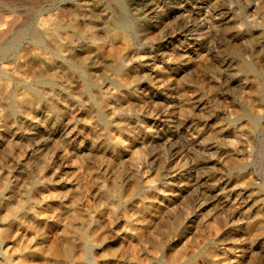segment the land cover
Listing matches in <instances>:
<instances>
[{
	"label": "rangeland",
	"instance_id": "374dc122",
	"mask_svg": "<svg viewBox=\"0 0 264 264\" xmlns=\"http://www.w3.org/2000/svg\"><path fill=\"white\" fill-rule=\"evenodd\" d=\"M19 28L0 264H264V0H0Z\"/></svg>",
	"mask_w": 264,
	"mask_h": 264
},
{
	"label": "bare ground",
	"instance_id": "6f19581e",
	"mask_svg": "<svg viewBox=\"0 0 264 264\" xmlns=\"http://www.w3.org/2000/svg\"><path fill=\"white\" fill-rule=\"evenodd\" d=\"M11 24H9V25H11ZM44 24H46V23H44ZM58 27H59V25L57 23H55V24L49 23L48 26L46 27V31L52 37H55V38L56 37H60L61 34L59 32ZM23 34H24V30L22 28H19V29L0 30V38L1 39H3V37H7L8 38V40H6L5 42H0V62L3 60V57L6 56V54H8L9 52H11L14 49V47L17 45L19 39L22 37ZM42 35L43 34H41V33L39 34L37 32H34V36H33L34 37V40L39 45L43 43V36ZM50 35H48V36H50ZM58 51L59 50H55L54 52H58ZM77 68H80V67L78 66ZM114 68L116 70H119V69H121V65L118 64V63H116L115 66H114ZM46 81L52 83L53 80H52V78H49ZM33 82H35V81H33ZM44 82H45V80H41V79L40 80H36V83H44ZM84 82L86 84V87H91L94 84V81L91 78H89L88 76L85 77ZM27 84L33 89V91L36 94H40L38 89L41 90V88H38L37 87L39 84L37 86L36 85H33V83L32 84L31 83H27ZM100 108L102 109V106H100ZM100 118H101L102 121H104L103 117H100ZM82 239H83V241L85 243L84 244L85 245L84 248L88 249L89 246L92 243L91 236L88 233L83 232L82 233ZM171 260H172L173 264H186L185 262L179 260L178 259V256H176V255L173 256Z\"/></svg>",
	"mask_w": 264,
	"mask_h": 264
}]
</instances>
